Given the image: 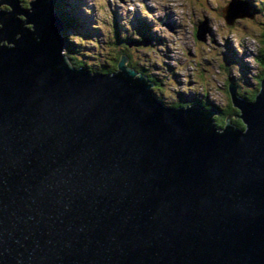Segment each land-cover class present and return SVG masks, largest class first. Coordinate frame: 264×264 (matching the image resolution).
I'll return each instance as SVG.
<instances>
[{
  "label": "water",
  "instance_id": "water-1",
  "mask_svg": "<svg viewBox=\"0 0 264 264\" xmlns=\"http://www.w3.org/2000/svg\"><path fill=\"white\" fill-rule=\"evenodd\" d=\"M0 4V264H264V63L251 101L227 84L243 128H216L124 55L70 67L50 0Z\"/></svg>",
  "mask_w": 264,
  "mask_h": 264
},
{
  "label": "rangeland",
  "instance_id": "rangeland-1",
  "mask_svg": "<svg viewBox=\"0 0 264 264\" xmlns=\"http://www.w3.org/2000/svg\"><path fill=\"white\" fill-rule=\"evenodd\" d=\"M22 1L23 7L29 2ZM229 1L75 0L76 12L83 15L80 19L88 28L94 29L95 39L91 34L85 40L82 58L73 57L86 63L101 61L104 53L101 50H105V46L100 50L92 41L104 45L102 41L108 40L111 27H114L113 19L121 32H125L130 29L127 21L143 18L148 24L146 36L150 44L140 48L130 46L131 59L137 63H145L148 59L149 64L155 63L152 71L166 80L171 76L178 91L188 93V89L215 106L226 105L227 100L230 101L228 83H235L240 91L248 88L250 94L257 89L263 67L254 56L264 50V0H251V3H261L258 13L251 18L236 17L231 24H226L221 14ZM239 1L247 3V8L250 5L245 0ZM203 19L207 31L203 40H197L195 27ZM94 51L102 55L95 59ZM229 78L233 82L227 83ZM166 86L168 88L163 86V89L173 92L169 84Z\"/></svg>",
  "mask_w": 264,
  "mask_h": 264
},
{
  "label": "trees",
  "instance_id": "trees-1",
  "mask_svg": "<svg viewBox=\"0 0 264 264\" xmlns=\"http://www.w3.org/2000/svg\"><path fill=\"white\" fill-rule=\"evenodd\" d=\"M22 1V0H20ZM54 1V13L56 16L61 20L62 22V30H61V36L65 38V45L63 48V54L65 57L66 62L70 67L73 68H83L86 71L90 73H101V74H112L117 69V62L120 59V55H124L126 57L124 65L132 69L136 72V77L140 74L143 76V79L146 83H150L151 85L148 86V91L154 97L155 99L162 102L163 105L167 106H181L185 107L191 104H198L199 106L203 107L205 110L207 109H215L216 114L212 116H220L213 118L210 116V118L213 121V125L216 128H221L224 126L225 118L228 115H231V126L232 127H238L243 128V124L234 115L238 113V111L232 106L229 99L226 102V105L221 106H215L214 103H212L208 99L202 98V95L200 96L196 95L191 90H186V92L178 91L175 89L174 85L175 82L173 81L172 77L169 76V78L166 80L160 76H157L155 72H153V66L156 64L151 63L149 64V59L145 63H137L134 62L131 59V54L128 51V48L130 46H138L140 48L143 44H150V38L146 36V33L148 31V24L147 22L141 18L138 20H129L127 21L130 25V29L125 32H121V30L118 28L115 18L112 21L113 28L111 27V32L108 35L107 41H102L104 43L103 46L100 45V42L98 41H92V45L95 44L96 46L100 47V50L104 48L105 50L103 53V59L101 61H95L93 63H86L83 60H78L77 58L73 56H78L82 58L84 55V42L86 39L90 38V35H94V29L88 28V25L80 19V17H83V15H80L76 12L75 7V0H53ZM247 1L249 5V12L256 14L259 11V4L260 1H254V3H251V0H245ZM23 2V1H22ZM28 5V4H27ZM24 5L25 7L27 6ZM4 8V6L2 7ZM222 15V14H221ZM21 17V16H20ZM204 20V19H203ZM196 32V31H195ZM122 34V35H120ZM195 36V34H194ZM95 39V35H94ZM196 39V37H195ZM90 41H87L89 43ZM106 44V45H105ZM107 54V58L104 59V56ZM94 58H99L102 53L99 54L94 51ZM85 56H92L85 54ZM255 61L262 64L264 63V50L260 51L259 54L254 56ZM135 77V78H136ZM259 79V78H258ZM233 82L231 78H229L228 82ZM226 83V84H227ZM169 84L171 88L173 89V92H170V90L163 89V86L167 87L166 85ZM235 84V83H234ZM233 84V85H234ZM236 86V85H234ZM168 88V87H167ZM247 89H243L240 91V89H236L237 93L247 99L252 100L254 93L256 89L250 93H247ZM229 98V96H228ZM209 103V104H208Z\"/></svg>",
  "mask_w": 264,
  "mask_h": 264
},
{
  "label": "bare ground",
  "instance_id": "bare-ground-1",
  "mask_svg": "<svg viewBox=\"0 0 264 264\" xmlns=\"http://www.w3.org/2000/svg\"><path fill=\"white\" fill-rule=\"evenodd\" d=\"M17 2H18V5L20 6V7H22V8H24L23 6H22V3H21V1L20 0H17ZM50 2H51V5H52V8H51V10H52V14L61 22V20L56 16V14L54 13L55 11H54V1L53 0H50ZM1 5H3V4H0V7H1ZM28 6V5H27ZM205 21V20H204ZM206 22V21H205ZM61 24H62V22H61ZM63 25V24H62ZM62 25H61V28L57 31V33H58V35H59V37H60V35H62L61 34V30H62ZM195 31H196V27H195ZM195 34H196V32H195ZM196 37V36H195ZM62 39H63V43H61V50H62V48H64V45H65V38L64 37H62ZM198 40V39H197ZM125 63V61L123 62V64ZM125 66V65H124ZM126 67V66H125ZM127 68V67H126ZM231 102V101H230ZM211 110H213V112H215L216 113V110L215 109H211ZM238 114V113H237ZM236 114V115H237ZM228 118V121L226 122L228 125H230L231 126V118H232V116L231 115H228L226 118H225V121H226V119ZM238 118V117H237ZM239 119V118H238Z\"/></svg>",
  "mask_w": 264,
  "mask_h": 264
}]
</instances>
